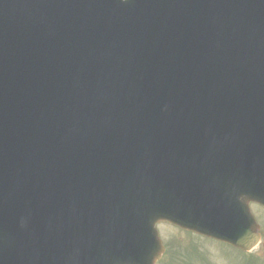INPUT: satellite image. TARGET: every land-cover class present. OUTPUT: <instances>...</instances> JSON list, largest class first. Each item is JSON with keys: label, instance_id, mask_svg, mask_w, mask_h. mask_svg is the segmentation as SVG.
<instances>
[{"label": "water", "instance_id": "obj_1", "mask_svg": "<svg viewBox=\"0 0 264 264\" xmlns=\"http://www.w3.org/2000/svg\"><path fill=\"white\" fill-rule=\"evenodd\" d=\"M121 3L50 0L9 28L0 16V264H154L163 251L160 221L245 251L259 241L245 214L250 200L264 205L256 164L234 166L244 212L232 221H220L214 197L190 201L181 191L141 190L135 180L162 182L169 167L156 156L163 151L183 162L178 168L202 171L214 149L246 146L240 137L264 118V56L249 67L240 56L225 59L210 79L218 90L201 104L174 49L144 55L142 33L116 24L112 12ZM126 4L134 9V1ZM57 7L60 21L50 18ZM48 24L60 41L43 49ZM215 32L218 39L224 29ZM223 127L236 136L232 143ZM122 145L136 151L115 148ZM183 147L194 151L185 158Z\"/></svg>", "mask_w": 264, "mask_h": 264}, {"label": "rangeland", "instance_id": "obj_2", "mask_svg": "<svg viewBox=\"0 0 264 264\" xmlns=\"http://www.w3.org/2000/svg\"><path fill=\"white\" fill-rule=\"evenodd\" d=\"M253 209L260 229L264 232V211L256 206ZM156 228L165 246L158 264H186L188 255L189 264H264L261 245L252 253L244 254L228 245L217 242L213 244L214 241L207 238L201 241L200 238L167 223H159ZM194 245L200 247L203 245V249L197 252L193 248Z\"/></svg>", "mask_w": 264, "mask_h": 264}]
</instances>
